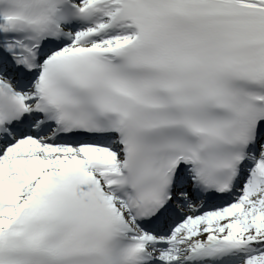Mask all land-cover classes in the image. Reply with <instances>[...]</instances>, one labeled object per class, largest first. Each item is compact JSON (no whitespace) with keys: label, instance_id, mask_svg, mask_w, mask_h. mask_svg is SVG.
Returning <instances> with one entry per match:
<instances>
[{"label":"snow or ice","instance_id":"obj_1","mask_svg":"<svg viewBox=\"0 0 264 264\" xmlns=\"http://www.w3.org/2000/svg\"><path fill=\"white\" fill-rule=\"evenodd\" d=\"M0 264H264V0H0Z\"/></svg>","mask_w":264,"mask_h":264}]
</instances>
